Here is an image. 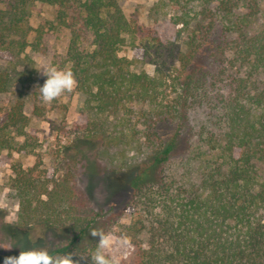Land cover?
I'll use <instances>...</instances> for the list:
<instances>
[{
	"label": "trees",
	"instance_id": "obj_1",
	"mask_svg": "<svg viewBox=\"0 0 264 264\" xmlns=\"http://www.w3.org/2000/svg\"><path fill=\"white\" fill-rule=\"evenodd\" d=\"M11 3L9 23L0 20L9 35L34 4L54 10L31 47L36 54L62 49L54 64L75 73L86 97L75 140L97 144L130 193L126 212L135 221L120 227L133 238V264H264V20L253 29L259 0H158L165 27L142 41L155 75L134 71L119 55L134 28L118 0ZM11 86L0 70V95ZM199 110L207 117L196 124ZM163 122L174 127L168 141L158 132ZM29 125L21 101L0 114V152L31 151ZM78 165L62 177L13 165L17 225L41 230L51 254L93 249L90 229H112L77 178Z\"/></svg>",
	"mask_w": 264,
	"mask_h": 264
},
{
	"label": "rangeland",
	"instance_id": "obj_2",
	"mask_svg": "<svg viewBox=\"0 0 264 264\" xmlns=\"http://www.w3.org/2000/svg\"><path fill=\"white\" fill-rule=\"evenodd\" d=\"M11 2L12 0H0V20L3 17V22L9 23ZM118 2L134 28V34L126 37L119 55L133 62L134 71H146L155 75V67L143 58L142 41L149 31L165 27L161 19L162 13L156 7L158 0ZM259 11L253 24L254 30L263 23L264 0H259ZM29 12L27 20L12 34L0 30V34H7L0 41V70L9 73L12 78L9 91L0 95V114L4 118L16 102H23L25 114L30 119L27 130L34 144V148L24 154L7 150L0 152V245L12 247H0V264H4L5 257L18 256L21 250L47 247L48 241L41 230L20 228L17 225L19 207L9 189L13 165L25 170L34 169L40 174L62 177L69 170V164H79L76 176L86 187L92 205L104 212L106 218L103 224H111L112 229L119 233L124 232L120 226L129 227L135 221V217L125 211L130 193L120 186L121 177L114 174V164L106 155L101 154L102 150L97 144L76 143L75 138L79 135L76 128L85 123L84 94L76 88L72 93H67L50 104H44L36 93L34 85H43L46 80L36 70V61L54 64L55 61L62 60L60 55L63 51L51 45L44 54L33 52L31 46L35 38L34 31L41 22L53 20L55 13L51 7L41 3L34 4ZM192 116L194 123L201 124L206 120L207 111L199 110ZM158 132L163 140L168 141L174 134V127L163 122L158 124ZM129 233L127 234L131 237ZM131 239L133 242L132 237ZM134 260L133 245L123 259V264H133Z\"/></svg>",
	"mask_w": 264,
	"mask_h": 264
},
{
	"label": "clouds",
	"instance_id": "obj_3",
	"mask_svg": "<svg viewBox=\"0 0 264 264\" xmlns=\"http://www.w3.org/2000/svg\"><path fill=\"white\" fill-rule=\"evenodd\" d=\"M36 65L40 75L46 77L43 85H34L42 103L50 104L77 88L78 81L70 64L60 67L37 60ZM90 235L97 239L93 249L51 254L48 247H34L30 250H21L18 256L5 257L4 264H123V259L133 247L131 237L125 232L117 233L115 229L93 227L90 229ZM0 247L12 248L5 245Z\"/></svg>",
	"mask_w": 264,
	"mask_h": 264
}]
</instances>
